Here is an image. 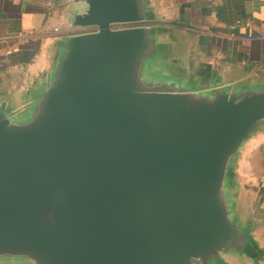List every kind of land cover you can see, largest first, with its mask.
Returning <instances> with one entry per match:
<instances>
[{"label":"water","instance_id":"95a60500","mask_svg":"<svg viewBox=\"0 0 264 264\" xmlns=\"http://www.w3.org/2000/svg\"><path fill=\"white\" fill-rule=\"evenodd\" d=\"M0 76V264H264V66L175 0H57Z\"/></svg>","mask_w":264,"mask_h":264},{"label":"crops","instance_id":"0c3cea01","mask_svg":"<svg viewBox=\"0 0 264 264\" xmlns=\"http://www.w3.org/2000/svg\"><path fill=\"white\" fill-rule=\"evenodd\" d=\"M179 26L197 34L199 49L234 64L264 66V0H175ZM57 0H0V76L29 63L44 38L57 34ZM264 198V143L250 157Z\"/></svg>","mask_w":264,"mask_h":264},{"label":"built area","instance_id":"2783aa9c","mask_svg":"<svg viewBox=\"0 0 264 264\" xmlns=\"http://www.w3.org/2000/svg\"><path fill=\"white\" fill-rule=\"evenodd\" d=\"M57 33H69V32H67V31H64V32H57Z\"/></svg>","mask_w":264,"mask_h":264}]
</instances>
